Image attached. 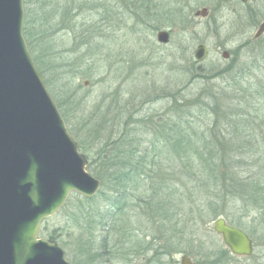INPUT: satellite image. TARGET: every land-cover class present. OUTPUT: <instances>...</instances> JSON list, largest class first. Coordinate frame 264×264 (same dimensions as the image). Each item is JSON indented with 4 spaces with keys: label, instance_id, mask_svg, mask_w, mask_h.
Segmentation results:
<instances>
[{
    "label": "rangeland",
    "instance_id": "374dc122",
    "mask_svg": "<svg viewBox=\"0 0 264 264\" xmlns=\"http://www.w3.org/2000/svg\"><path fill=\"white\" fill-rule=\"evenodd\" d=\"M215 1L23 0L24 26L27 21L32 33L33 51L29 50L36 65L39 62L37 67L69 132L82 146L81 152L95 159L108 138L119 131H124L127 140L145 144L154 136L143 135L145 127L164 125L168 129L178 115L189 121L184 124L189 132L199 131L205 143L213 142L214 136L216 143H231L238 133L234 114L242 111L244 124L247 121L256 135L243 141H257L262 153L260 161L237 157L240 164L233 172L239 179L264 183V35L254 38L256 28L245 34L233 29V22L247 25V16L214 9L203 18L191 11ZM254 4L263 7L264 0ZM162 29L173 31L169 44L158 40ZM201 43L208 46L209 55L198 61L194 53ZM223 51L231 57L224 58ZM94 162L101 171L102 166ZM220 188L224 197L206 194L201 206L208 213L190 217L179 237L168 230V224L161 227L151 219L147 204L141 202L153 199L152 190L147 197L138 194L136 202L121 201L124 208L112 220H118L116 226L107 232L100 230L103 213L118 200L115 188L109 185H102L92 203L95 228L91 235L80 234L77 192L69 195L67 205L45 225L49 231L59 232L55 243L75 264H181L185 254L197 264H264V201L244 203L242 193L234 200L229 190L224 194L225 189ZM203 190L209 191L208 187ZM212 202L216 210L228 214L211 212ZM219 217L250 235L254 243L251 256L230 250L214 230ZM128 229H137L139 234L128 233ZM106 234L109 244L104 250L102 237ZM90 236L91 247L85 244ZM156 236L160 238L155 240ZM103 251L108 257L100 259L97 253Z\"/></svg>",
    "mask_w": 264,
    "mask_h": 264
},
{
    "label": "water",
    "instance_id": "95a60500",
    "mask_svg": "<svg viewBox=\"0 0 264 264\" xmlns=\"http://www.w3.org/2000/svg\"><path fill=\"white\" fill-rule=\"evenodd\" d=\"M24 19L23 0H0V264H75L63 247L40 235L41 224L72 192L93 197L102 182L88 171V157L31 55ZM263 34L264 21L255 37ZM158 40L167 43L168 32L160 31ZM207 55V46L199 44L196 60ZM214 230L234 254H253L249 235L223 217ZM181 264L195 263L184 255Z\"/></svg>",
    "mask_w": 264,
    "mask_h": 264
},
{
    "label": "trees",
    "instance_id": "16d2710c",
    "mask_svg": "<svg viewBox=\"0 0 264 264\" xmlns=\"http://www.w3.org/2000/svg\"><path fill=\"white\" fill-rule=\"evenodd\" d=\"M30 30L26 21L23 34L29 49L31 50L32 48L33 51L32 33ZM35 35L38 34L35 33ZM37 65H39V62ZM258 81L261 83L260 79ZM234 115L237 116V120H235L237 122L233 125L234 131L238 133L231 138L233 139L231 143L227 140L223 143H216V136L212 138L213 142L208 141L205 143L198 130L189 132L188 127L184 125L188 124L189 121L183 119L182 115L176 116L175 120L171 122L173 125L168 129H165L164 125L162 127L158 125L155 128L145 127L143 135H154L150 141L147 140L148 143L145 141V144L137 140L134 141V139L127 140L124 131H119L118 135L115 134L113 137H109L108 142L101 148L98 157L93 159L88 156V171L100 179L102 185H109L115 188L114 192L118 196V200L114 202V207H110L111 209L103 213L101 222H99V229H104L107 232L108 229L114 228L118 220L112 221L113 216L117 215L119 209L124 208L120 207V202H127V200L136 202L138 201V194L142 197H147L151 190H154V185L157 186V191L151 193L150 198L153 199L149 203H147L148 200L146 198L139 199V201L141 200L142 203L147 204L146 207L150 210L147 212L151 214V219L159 223L161 227L168 224V230L172 231L176 237H179L185 231L182 225L190 217L195 218L197 214L202 216L208 213L205 214L206 208L201 206L206 194L211 198L215 197V193L222 198L224 197L218 191L219 186L221 187L220 189H225L224 194L230 191L228 195L231 196V199L238 200L242 193L243 201L246 198L244 203H248V201L263 202L264 188L261 186L264 183H262V180L250 182L239 179L234 175L236 172H233V170L238 168L240 164V161L236 160L237 157L240 159L257 157V160L260 161L262 153L261 146L257 141H255L256 143L254 140L250 143L247 140H245L246 142L243 141L246 137H254V139L256 137L247 121L244 124L245 113L240 111ZM158 123L160 124L161 121ZM253 145H255L254 151L252 150ZM80 147L82 149V146ZM94 161L99 166H102L101 171L97 169ZM105 166L107 169H105ZM107 170H110V172ZM178 172L181 175L177 174ZM227 183L228 188L224 186ZM204 187H208L209 191L207 190L205 193ZM129 194H133L135 197L130 198L128 197ZM77 198L82 218L81 220L76 219L81 229L80 234L91 235L95 228V226L92 227L91 223L94 221L92 216L95 210L92 203L95 202L96 196L87 197L77 194ZM213 202L211 207L209 206L212 210L211 212L220 216L228 214L226 211L220 212L216 210ZM57 215L45 219L41 224V236L51 242L58 240L59 232L55 229L49 231L45 224ZM107 215H109V219H106L105 216ZM128 231V233L139 234L137 229H128ZM81 238L83 237L81 236ZM107 238V234L102 237L104 250H107L105 248L109 244ZM129 238H131V235ZM153 238L156 240L160 237L156 236ZM163 240L168 242L167 238H163ZM86 243L90 247L93 245L91 236L85 241ZM87 245H85V249L89 251ZM163 251L166 252L165 250ZM97 254L100 259L108 257L104 251ZM160 256H162V253L156 255V257Z\"/></svg>",
    "mask_w": 264,
    "mask_h": 264
},
{
    "label": "flooded vegetation",
    "instance_id": "af4514ba",
    "mask_svg": "<svg viewBox=\"0 0 264 264\" xmlns=\"http://www.w3.org/2000/svg\"><path fill=\"white\" fill-rule=\"evenodd\" d=\"M254 2H255V0H216L215 2H212L211 4L205 3L202 6H196L195 8H191V11L194 12V15L196 17L199 16V17H203V18H208L210 15H212V12H213L212 10H214V9H216L214 11H224V12L226 11V13L232 12V14L234 16L237 15L238 17L247 16V18H250L247 25H245L244 23L239 25L238 22H233V24H232L233 29L237 28V31L245 34V33L251 32L255 28H256V32H257L260 25L264 21V6L263 7L257 6L258 8H256V5L254 4ZM143 7H144V4H143ZM150 8H152V6L148 5V9H150ZM186 8H188V7H186ZM203 9L207 10L206 15L199 14V12L202 11ZM224 12L222 14H224ZM235 18H237V17H235ZM160 31L168 32L169 41L167 43H164V44H169L170 39L173 35V31H171L169 29H162V30L158 31L157 35L159 34ZM256 32H255V34H256ZM254 38H256L255 35H254ZM201 44H204V43H201ZM204 45H206V44H204ZM207 49H208V55H209L208 46H207ZM208 55H207V58H208ZM223 57H224V55H223ZM230 57H231V53H229L228 57H224V58H230ZM200 64L202 65V63H200ZM249 237H250V235H249ZM252 241H253V239H252ZM253 247H254V243H253ZM253 252H254V250H253ZM191 260L195 264H197V262L194 261L192 258H191Z\"/></svg>",
    "mask_w": 264,
    "mask_h": 264
}]
</instances>
